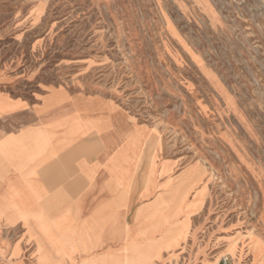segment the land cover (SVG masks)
Segmentation results:
<instances>
[{"label": "rangeland", "instance_id": "1", "mask_svg": "<svg viewBox=\"0 0 264 264\" xmlns=\"http://www.w3.org/2000/svg\"><path fill=\"white\" fill-rule=\"evenodd\" d=\"M48 94L109 99L145 171L162 165L147 220L167 228L135 231L165 239L148 264H264V0H0V115ZM29 215L0 204V222ZM31 247L3 230L0 264H35Z\"/></svg>", "mask_w": 264, "mask_h": 264}, {"label": "crops", "instance_id": "2", "mask_svg": "<svg viewBox=\"0 0 264 264\" xmlns=\"http://www.w3.org/2000/svg\"><path fill=\"white\" fill-rule=\"evenodd\" d=\"M104 101L113 103L98 95L48 94L30 110L22 100H7L14 109L0 115V204L15 219L30 213L24 224L0 222V239L3 230L19 229L35 264H148L165 246L159 235L135 236L167 228L165 220L153 226L147 220L157 201L151 196H165L162 183L157 193L152 184L165 180L162 165L145 171V145L135 152L130 146L128 113L106 110ZM23 114L29 120L19 125ZM13 116L21 122L2 127ZM138 196L145 199L135 219ZM165 212L159 208L158 215Z\"/></svg>", "mask_w": 264, "mask_h": 264}, {"label": "built area", "instance_id": "3", "mask_svg": "<svg viewBox=\"0 0 264 264\" xmlns=\"http://www.w3.org/2000/svg\"><path fill=\"white\" fill-rule=\"evenodd\" d=\"M227 261H228V259L225 258V259L223 260V264H227Z\"/></svg>", "mask_w": 264, "mask_h": 264}]
</instances>
